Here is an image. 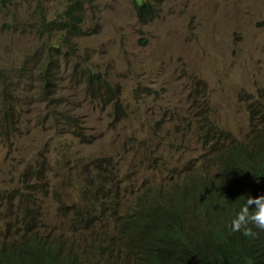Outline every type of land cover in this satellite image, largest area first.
<instances>
[{
	"label": "rangeland",
	"instance_id": "374dc122",
	"mask_svg": "<svg viewBox=\"0 0 264 264\" xmlns=\"http://www.w3.org/2000/svg\"><path fill=\"white\" fill-rule=\"evenodd\" d=\"M76 1L0 0V216L41 181L42 230L72 236L83 250L84 229L59 208L85 205L92 176L120 188L121 215L152 185L194 171L217 181L219 153L200 122L252 136L250 104L264 88V0H151L145 21L135 0H79L73 35L64 13ZM47 71L55 114L43 99ZM104 220L119 232L120 222Z\"/></svg>",
	"mask_w": 264,
	"mask_h": 264
},
{
	"label": "trees",
	"instance_id": "16d2710c",
	"mask_svg": "<svg viewBox=\"0 0 264 264\" xmlns=\"http://www.w3.org/2000/svg\"><path fill=\"white\" fill-rule=\"evenodd\" d=\"M151 2L135 0L140 19L145 21L154 14ZM79 3H72L64 13L68 31L73 35L81 32ZM158 15L155 10L156 18ZM45 73L47 93L43 99L55 114V109L59 110L54 100L56 79L48 71ZM103 83L104 88L117 94L108 81ZM93 93L98 94V89ZM113 100L120 107L119 97L114 96ZM250 109L252 136L248 141L221 134L226 144L218 159L220 174L225 173V179L217 180V185L215 180L206 181L198 175L192 193L184 181L171 188H150L140 192L120 215L113 202L120 188L110 178L98 174L85 185L89 197L85 205L68 207L60 201L59 213L70 212L66 218L73 226L84 229L82 234L87 241L83 250L72 236L42 230L48 223L41 217L38 203L31 195L19 192V203L0 219V229L4 231L0 234V264H264V231L245 237L241 232H232L230 227L247 197L264 195V129H260L264 125V89L253 98ZM7 117L11 123L15 118ZM231 140L232 145L228 144ZM84 175L91 178L90 173ZM233 195L238 197L233 200ZM106 215L115 219L116 225L121 223L119 232L110 234L105 230ZM225 215L231 220L223 221ZM197 219L200 222L196 223ZM137 236L139 239L135 240ZM142 238L140 244L138 240ZM119 242H127L128 250L122 258L100 259L108 254L111 245ZM133 250L139 255L130 256Z\"/></svg>",
	"mask_w": 264,
	"mask_h": 264
},
{
	"label": "clouds",
	"instance_id": "9594fccd",
	"mask_svg": "<svg viewBox=\"0 0 264 264\" xmlns=\"http://www.w3.org/2000/svg\"><path fill=\"white\" fill-rule=\"evenodd\" d=\"M261 90H259V93ZM231 138L238 140L240 142L242 141L235 137H231ZM228 144H230V142ZM196 176L199 177L195 171L191 173H186L182 176L177 177L170 184H167V185L162 184L161 187L171 188V187H174L175 184L181 183L182 181H184V183L188 186L189 177H190L189 180H191L192 182L191 184V187H192L196 180L195 179ZM221 178L225 179V173L220 174L217 180ZM43 185L44 184L41 181L36 182L35 184L23 189L24 191L22 193L31 195L33 199L35 200L36 199L35 194L42 192ZM214 185H217V181L214 182ZM189 193H192L191 189H189ZM235 197L236 195H233V200L235 199ZM253 205H255L254 208L252 207ZM1 218L2 216H0V219ZM111 219L113 218L111 217ZM229 220L231 219L225 215L223 221L228 222ZM230 227H231L232 232H241L242 235L245 237H255L258 235V232L264 231V195H260L258 197H251V196L247 197L246 202L241 206L236 216L231 220ZM254 229H256L257 231H254ZM134 239L135 240L139 239V236L135 237ZM138 242L142 244L143 238L138 240ZM126 243L127 242H119V243H115L111 245L109 247L108 254L106 256L100 257V259H102L103 261H112V260L122 258V253H125L128 250V248L126 247Z\"/></svg>",
	"mask_w": 264,
	"mask_h": 264
},
{
	"label": "bare ground",
	"instance_id": "6f19581e",
	"mask_svg": "<svg viewBox=\"0 0 264 264\" xmlns=\"http://www.w3.org/2000/svg\"><path fill=\"white\" fill-rule=\"evenodd\" d=\"M66 2V1H64ZM63 6V5H62ZM60 6V7H62ZM58 9V8H57ZM61 9V8H60ZM52 17V16H51ZM52 20V19H51ZM28 66V65H27ZM22 73V71H21ZM31 73V72H30ZM23 74V73H22ZM25 75V74H24ZM23 75V76H24ZM105 93V91H104ZM201 126L203 127L202 131L205 133V140L207 142V145L210 144V148L213 150V151H216V152H220L221 148L225 146L226 142L223 140V137L221 134H223V129L221 127H218L217 125L215 124H212V123H207V124H204L203 122H200ZM221 129V130H220ZM261 130L264 129V126L262 128H260ZM193 157V155H192ZM190 179V177H189ZM188 179V186L189 188L191 189V180ZM155 187L154 185H152L151 188ZM238 197V195H236ZM236 197V198H237ZM235 198V199H236ZM165 203H168V201H166ZM198 222H200V219H197ZM203 224V223H201ZM139 253H136L134 252L133 256H138Z\"/></svg>",
	"mask_w": 264,
	"mask_h": 264
}]
</instances>
